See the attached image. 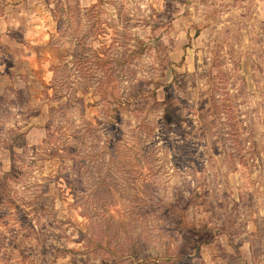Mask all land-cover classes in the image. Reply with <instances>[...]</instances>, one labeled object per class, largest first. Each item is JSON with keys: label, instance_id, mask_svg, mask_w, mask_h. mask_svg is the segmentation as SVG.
<instances>
[{"label": "rangeland", "instance_id": "1", "mask_svg": "<svg viewBox=\"0 0 264 264\" xmlns=\"http://www.w3.org/2000/svg\"><path fill=\"white\" fill-rule=\"evenodd\" d=\"M0 264H264V0H0Z\"/></svg>", "mask_w": 264, "mask_h": 264}, {"label": "trees", "instance_id": "2", "mask_svg": "<svg viewBox=\"0 0 264 264\" xmlns=\"http://www.w3.org/2000/svg\"><path fill=\"white\" fill-rule=\"evenodd\" d=\"M135 53H136V50H132V51H130L128 53V56L132 57ZM172 97L173 96L168 95V96H166L164 98V100L162 102L155 101V105L150 107V109H148V111L153 109V107H158L160 109V112H161L160 119L162 120L163 125L165 127H167V126H169L172 123V124H174L175 130L177 132V129H178L177 123L180 120V115L177 112L178 107H176V105L174 103V99ZM126 100H128L130 102V98H126ZM126 100L123 103H127ZM136 110L138 111L137 115H138L139 112H143L144 111V109H136ZM144 118H145L144 115L140 116V120L138 121V124L143 126V127H146L147 123L145 122ZM45 129H46L45 130L46 136H50L49 125H47ZM85 129H89V123L85 127ZM89 131L91 132V130H89ZM120 143L121 142H119L118 140L117 141H113L114 145H113L112 149L115 150L116 154L122 152L121 148H120ZM107 147L108 146L105 144V146H103V148L101 150H96L95 149V150L90 151L89 153H86L84 155H82V154L72 155L71 157H69L71 159V163H70L69 167L71 168L73 166H76L78 163H82L81 160L84 157L87 158L88 156H91V155L92 156L90 158H101L102 156H104V153L108 151ZM8 148H10V147H8ZM102 178L103 177H101L100 179H102ZM179 216L181 217V220H183L182 210H179Z\"/></svg>", "mask_w": 264, "mask_h": 264}, {"label": "crops", "instance_id": "3", "mask_svg": "<svg viewBox=\"0 0 264 264\" xmlns=\"http://www.w3.org/2000/svg\"><path fill=\"white\" fill-rule=\"evenodd\" d=\"M11 2H21V1H24V0H9Z\"/></svg>", "mask_w": 264, "mask_h": 264}]
</instances>
